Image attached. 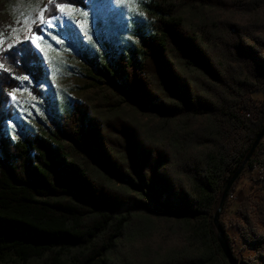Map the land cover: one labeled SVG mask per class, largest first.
I'll list each match as a JSON object with an SVG mask.
<instances>
[{
  "label": "trees",
  "instance_id": "trees-1",
  "mask_svg": "<svg viewBox=\"0 0 264 264\" xmlns=\"http://www.w3.org/2000/svg\"><path fill=\"white\" fill-rule=\"evenodd\" d=\"M212 9L249 24L221 33ZM147 14L152 30L139 35V49L83 57L104 110L78 100L15 139L5 134L9 93L28 76L41 97L47 70L31 57L6 58L29 40L0 54V261L228 264L213 216L264 123V0H149ZM122 105L157 125L126 120ZM260 157L264 143L237 181ZM156 219L173 220L180 240L157 242ZM248 224L255 256L245 264H264V234Z\"/></svg>",
  "mask_w": 264,
  "mask_h": 264
},
{
  "label": "rangeland",
  "instance_id": "rangeland-1",
  "mask_svg": "<svg viewBox=\"0 0 264 264\" xmlns=\"http://www.w3.org/2000/svg\"><path fill=\"white\" fill-rule=\"evenodd\" d=\"M49 3V0H0V41H2L0 54L19 42L27 41L24 37L31 35L27 29L35 15L32 13V16H29V12L37 6V10L39 8L47 10ZM148 3L149 0H137L136 10L143 12V19L137 18L136 22L131 23L120 15L109 13L108 0H94L93 13L88 23L84 25V33L94 30L95 35L91 39L85 37L84 44H81L79 29L73 27L60 32L57 39L62 38V42L59 45L51 39V36L47 41H41L45 48L41 56H47L44 63L47 76L38 86L41 97L37 98L31 94L29 80L20 81L18 89L23 88V90L12 94L15 100L10 96L9 105L13 109L14 118L6 124L5 134L15 139L20 129L33 134L40 132L50 126L53 111L57 114L68 112L78 100L86 101L91 106H101L104 110L106 106L103 98L90 86L91 80L88 78L83 57L88 54L89 57L97 56L100 60H104L110 54H128L132 50L139 49V35L149 34L152 30V21L147 14ZM207 13L219 26L221 33H226L230 23L247 26L250 21L249 17L242 20L217 9L207 10ZM75 18L83 19L79 15ZM31 27L34 30L36 25L31 24ZM48 31L54 33L57 30ZM96 40H100L101 43L95 44L94 49L85 47L87 44H94ZM49 43L52 48L48 47ZM69 45L71 47H68ZM118 113L128 121L157 125V119L126 105H122ZM203 122L204 120L201 119L199 124ZM259 160H264V157H260ZM253 176L252 170L241 176L232 191L233 198L228 199L218 219L219 226L229 239L234 257L244 264L252 263L255 256L254 250L244 240L245 233L249 232L248 221L252 229L264 234V181L263 184L257 185ZM155 223L157 242L171 246L180 240V236L182 237L181 234L175 235L173 220L156 219ZM0 264L19 263L12 258H6L0 261ZM29 264H39V262L33 261Z\"/></svg>",
  "mask_w": 264,
  "mask_h": 264
},
{
  "label": "snow or ice",
  "instance_id": "snow-or-ice-1",
  "mask_svg": "<svg viewBox=\"0 0 264 264\" xmlns=\"http://www.w3.org/2000/svg\"><path fill=\"white\" fill-rule=\"evenodd\" d=\"M50 3L53 0H49ZM109 8L108 12L113 15H120L124 19L128 20L131 23L136 22V19H143V12L137 11L136 8L137 0H108ZM94 0H62V2H55L54 12L51 15L45 16L46 8H32L29 12V16H32V13L35 15L32 17L31 23L28 25V31L31 35H25V40H30L28 45H20L17 48H14L12 52L6 54V58L10 59L13 65L19 64L21 60L31 57L36 64H44L47 60V56H41V53L45 52V48L42 45L41 41H47L48 37L51 36V39L56 41V44L59 45L62 42L61 39H57L60 36V32L65 30H70L75 27L79 29L78 35L80 36V43L84 44L85 37L91 39L95 35L94 30H90L88 33H84V25L88 23L90 15L93 13ZM79 15L81 18L77 20L75 17ZM31 24H35V30H32ZM49 29H56L57 31L49 32ZM2 43V41H0ZM101 43L100 40H96L94 44L85 45L88 49H94L95 44ZM49 48H52L51 43L48 44ZM68 47H71L70 45ZM67 50V49H65ZM75 51V49H73ZM0 67H3L0 64ZM27 70V68H26ZM23 80H28V76L22 77ZM18 90L21 89H12V93H9L12 96L13 100L15 97L12 95Z\"/></svg>",
  "mask_w": 264,
  "mask_h": 264
},
{
  "label": "water",
  "instance_id": "water-1",
  "mask_svg": "<svg viewBox=\"0 0 264 264\" xmlns=\"http://www.w3.org/2000/svg\"><path fill=\"white\" fill-rule=\"evenodd\" d=\"M263 139H264V123L262 125L261 131L256 136V138H255L249 152L247 153L246 157L244 158V160L242 161L240 166L237 168V170L234 172L232 177L228 180L226 187L222 193L219 205H218V207L214 213V216H213V225H214L215 230H216L217 242H218V244L221 248V251H222V253H223L228 264H244V263H241L238 259H236L234 257V255H233V253L229 247L228 241H227L221 227L219 226L218 219H219L220 212L222 210L223 204L226 200V197H227V194H228L230 188L237 181V179L240 177L242 172L245 170L246 165L248 164V162L252 158V156H253L256 148L258 147V145L260 143H262Z\"/></svg>",
  "mask_w": 264,
  "mask_h": 264
},
{
  "label": "built area",
  "instance_id": "built-area-1",
  "mask_svg": "<svg viewBox=\"0 0 264 264\" xmlns=\"http://www.w3.org/2000/svg\"><path fill=\"white\" fill-rule=\"evenodd\" d=\"M247 116L249 117L248 114H247ZM252 175H254L253 179L257 185L263 184V181H264V164L256 165L252 169ZM232 198H233V194L231 193V195H229V199H232Z\"/></svg>",
  "mask_w": 264,
  "mask_h": 264
},
{
  "label": "bare ground",
  "instance_id": "bare-ground-1",
  "mask_svg": "<svg viewBox=\"0 0 264 264\" xmlns=\"http://www.w3.org/2000/svg\"><path fill=\"white\" fill-rule=\"evenodd\" d=\"M263 141V140H262Z\"/></svg>",
  "mask_w": 264,
  "mask_h": 264
}]
</instances>
